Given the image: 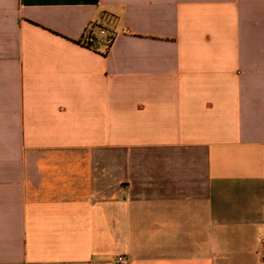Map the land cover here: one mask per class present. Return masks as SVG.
<instances>
[{
	"label": "crops",
	"instance_id": "obj_1",
	"mask_svg": "<svg viewBox=\"0 0 264 264\" xmlns=\"http://www.w3.org/2000/svg\"><path fill=\"white\" fill-rule=\"evenodd\" d=\"M121 256L264 264V0H0V264Z\"/></svg>",
	"mask_w": 264,
	"mask_h": 264
},
{
	"label": "built area",
	"instance_id": "obj_2",
	"mask_svg": "<svg viewBox=\"0 0 264 264\" xmlns=\"http://www.w3.org/2000/svg\"><path fill=\"white\" fill-rule=\"evenodd\" d=\"M99 38H103L105 40V46L110 48L112 43L114 42L115 35L114 32L106 27H89L85 37L84 44L85 45H96L99 42ZM117 261L120 264H128V260L125 257H118Z\"/></svg>",
	"mask_w": 264,
	"mask_h": 264
},
{
	"label": "trees",
	"instance_id": "obj_3",
	"mask_svg": "<svg viewBox=\"0 0 264 264\" xmlns=\"http://www.w3.org/2000/svg\"><path fill=\"white\" fill-rule=\"evenodd\" d=\"M92 27H97L96 24H93ZM105 40L103 38H99V42L96 45H87L89 48L97 50L98 47L103 46L105 50H108L109 48L105 46Z\"/></svg>",
	"mask_w": 264,
	"mask_h": 264
}]
</instances>
